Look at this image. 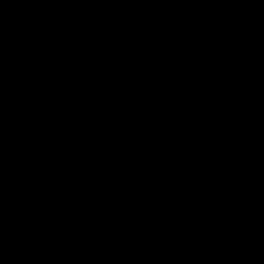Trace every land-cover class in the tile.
I'll list each match as a JSON object with an SVG mask.
<instances>
[{
  "label": "water",
  "instance_id": "1",
  "mask_svg": "<svg viewBox=\"0 0 264 264\" xmlns=\"http://www.w3.org/2000/svg\"><path fill=\"white\" fill-rule=\"evenodd\" d=\"M0 264H264V0H0Z\"/></svg>",
  "mask_w": 264,
  "mask_h": 264
}]
</instances>
